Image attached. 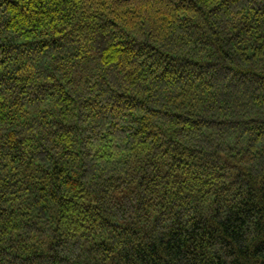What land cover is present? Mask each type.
Segmentation results:
<instances>
[{
    "label": "trees",
    "instance_id": "16d2710c",
    "mask_svg": "<svg viewBox=\"0 0 264 264\" xmlns=\"http://www.w3.org/2000/svg\"><path fill=\"white\" fill-rule=\"evenodd\" d=\"M0 264H264V0H0Z\"/></svg>",
    "mask_w": 264,
    "mask_h": 264
}]
</instances>
